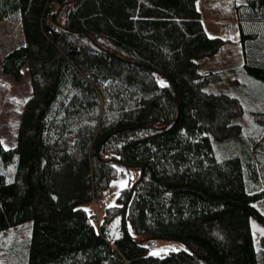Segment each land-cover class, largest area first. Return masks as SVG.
I'll list each match as a JSON object with an SVG mask.
<instances>
[{
	"label": "trees",
	"instance_id": "obj_1",
	"mask_svg": "<svg viewBox=\"0 0 264 264\" xmlns=\"http://www.w3.org/2000/svg\"><path fill=\"white\" fill-rule=\"evenodd\" d=\"M196 1L0 0L23 39L0 73L30 87L0 143V237L25 238L0 264H264V96L244 90L264 89V0L234 6L241 71L207 74L224 41ZM118 166L95 220L82 206ZM157 240L183 248L151 256Z\"/></svg>",
	"mask_w": 264,
	"mask_h": 264
},
{
	"label": "rangeland",
	"instance_id": "obj_2",
	"mask_svg": "<svg viewBox=\"0 0 264 264\" xmlns=\"http://www.w3.org/2000/svg\"><path fill=\"white\" fill-rule=\"evenodd\" d=\"M196 7L200 11L203 20V27L211 33L225 37L224 48L210 58L203 59L198 62V71L202 74L220 73L224 70L232 69L239 65L238 49L229 38L230 26L227 20L217 21V19H228L231 12L230 0H197ZM22 33L20 28V19L18 13H14L7 19L0 21V64L3 56L12 49L22 45ZM223 44V45H224ZM219 49V50H220ZM227 51L228 53H226ZM231 58V59H229ZM23 72V78L16 83L11 78L2 76L0 73V141L4 149L11 148L15 143L16 129L19 119V114L24 101L29 97L30 87L27 73ZM256 87L262 86L261 82L256 81ZM249 93V97L261 98L264 96V89H244ZM240 144L233 142L231 144L232 155H244L243 149L237 146ZM132 176V170L122 166L117 167V175L114 181L111 182L108 189L103 193L101 201L95 199L91 203L82 206L87 212L93 214L94 219L100 220L104 209L115 205V199L121 188H124ZM25 233L22 230L12 232V235L4 234L0 237V248L5 244L12 245L16 243L15 248L20 245ZM148 254L151 256H162L169 252L181 250V244L157 240L152 243L145 242L143 244Z\"/></svg>",
	"mask_w": 264,
	"mask_h": 264
},
{
	"label": "crops",
	"instance_id": "obj_3",
	"mask_svg": "<svg viewBox=\"0 0 264 264\" xmlns=\"http://www.w3.org/2000/svg\"><path fill=\"white\" fill-rule=\"evenodd\" d=\"M244 0H230V3H231V12H230V17L228 18V19H217V21H223V20H227V22L229 23V25L230 26H228V27H230V34H229V38H232L231 39V41L234 43V45L237 47V49H238V60H239V65L238 66H236V67H234V68H230V69H228V70H224V71H222V72H230V71H235V70H239V71H241L240 70V68L242 67V65H243V56H242V51H241V47H240V43H239V37H238V23H242V22H240L237 18H236V15H235V10H234V6H235V4H237V3H241V2H243ZM196 9H197V7H196ZM197 11L199 12V14H200V11L197 9ZM200 17H201V15H200ZM200 21L203 23V20H202V18H200ZM203 25V24H202ZM204 26V25H203ZM205 33H206V35H207V37H209V38H218V39H221V40H223V41H225L224 39H226L225 37H223V36H221V35H217V34H215V33H213V34H211L206 28H205ZM225 45H226V42H225V44L221 47V48H224L225 47ZM221 51V49L218 51V52H220ZM217 52V53H218ZM226 53H228L227 51H225ZM215 56V55H214ZM229 59H231V58H229ZM203 60V59H202ZM200 62V61H199ZM214 73H216V72H214Z\"/></svg>",
	"mask_w": 264,
	"mask_h": 264
},
{
	"label": "water",
	"instance_id": "obj_4",
	"mask_svg": "<svg viewBox=\"0 0 264 264\" xmlns=\"http://www.w3.org/2000/svg\"><path fill=\"white\" fill-rule=\"evenodd\" d=\"M131 193V189H130V192H129V194Z\"/></svg>",
	"mask_w": 264,
	"mask_h": 264
},
{
	"label": "snow or ice",
	"instance_id": "obj_5",
	"mask_svg": "<svg viewBox=\"0 0 264 264\" xmlns=\"http://www.w3.org/2000/svg\"><path fill=\"white\" fill-rule=\"evenodd\" d=\"M0 143H2V141H0Z\"/></svg>",
	"mask_w": 264,
	"mask_h": 264
},
{
	"label": "built area",
	"instance_id": "obj_6",
	"mask_svg": "<svg viewBox=\"0 0 264 264\" xmlns=\"http://www.w3.org/2000/svg\"><path fill=\"white\" fill-rule=\"evenodd\" d=\"M95 220H97V219H95Z\"/></svg>",
	"mask_w": 264,
	"mask_h": 264
}]
</instances>
